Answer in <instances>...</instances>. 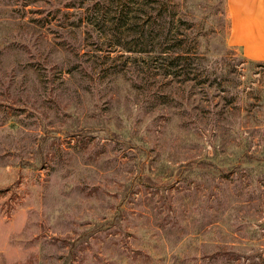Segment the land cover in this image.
I'll return each instance as SVG.
<instances>
[{"label": "rangeland", "instance_id": "obj_1", "mask_svg": "<svg viewBox=\"0 0 264 264\" xmlns=\"http://www.w3.org/2000/svg\"><path fill=\"white\" fill-rule=\"evenodd\" d=\"M224 1L0 0V264H264V64ZM168 10L190 66L137 43Z\"/></svg>", "mask_w": 264, "mask_h": 264}, {"label": "crops", "instance_id": "obj_2", "mask_svg": "<svg viewBox=\"0 0 264 264\" xmlns=\"http://www.w3.org/2000/svg\"><path fill=\"white\" fill-rule=\"evenodd\" d=\"M226 42L243 58L264 61V0H225Z\"/></svg>", "mask_w": 264, "mask_h": 264}, {"label": "trees", "instance_id": "obj_3", "mask_svg": "<svg viewBox=\"0 0 264 264\" xmlns=\"http://www.w3.org/2000/svg\"><path fill=\"white\" fill-rule=\"evenodd\" d=\"M152 2V1H151ZM121 10L123 9V5L119 6ZM170 10H168V13H166V16H162V12L158 13L160 16L156 17H162L165 19L164 22L165 26L164 29L166 30L162 35L154 36L152 34L153 30H156V26L152 20V18H156L155 16H152L148 14L147 19L145 20L143 24V28H147L142 30L140 34L138 33L137 37V43L140 44L143 48L142 50H145V52L148 53H154L155 56L160 60V62L164 66L168 67H184V66H190L191 64H194L193 58L190 57V47L193 45L194 48H197L199 45V41L197 37H180L177 35L171 36V30L173 29L172 22H174V19L172 17V14H169ZM159 18L155 19L157 21ZM149 28V29H148ZM150 29L152 31H150ZM130 35V34H129ZM140 39V40H139ZM135 41L134 36H129V38L125 39L126 43H129L131 41ZM157 41V43H155ZM125 44V43H122ZM258 62L261 64H264V61H253Z\"/></svg>", "mask_w": 264, "mask_h": 264}]
</instances>
